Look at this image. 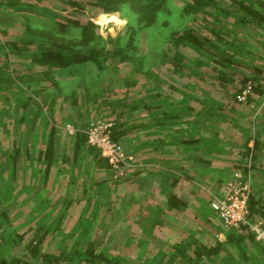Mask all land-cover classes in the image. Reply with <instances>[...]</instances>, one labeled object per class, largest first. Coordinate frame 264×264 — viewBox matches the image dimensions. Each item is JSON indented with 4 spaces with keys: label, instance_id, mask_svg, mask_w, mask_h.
I'll use <instances>...</instances> for the list:
<instances>
[{
    "label": "trees",
    "instance_id": "obj_1",
    "mask_svg": "<svg viewBox=\"0 0 264 264\" xmlns=\"http://www.w3.org/2000/svg\"><path fill=\"white\" fill-rule=\"evenodd\" d=\"M26 5L30 9L38 7L35 2L0 0V103L6 97L14 99L16 105H11L12 101L10 105L12 111L20 112L16 117L18 124L24 120L30 105H34L31 123L40 115L43 133L48 129L45 136L42 135L44 145L38 149L36 157H31L24 149L30 175L39 174L44 181L51 169L55 168V172H70L72 178L67 184L69 192L64 191L63 198L54 200L48 195H37L39 198L36 205L28 211L36 209L37 212H32L30 218H38L37 222H44L43 229L51 232L55 228L61 230L59 223L65 217L67 208L81 205L79 228L87 233L79 246L76 245L71 250L42 251L40 238L35 235V239H25L26 231H18L13 227L9 212L0 208V264H134L126 256L114 253L108 245L88 234L91 224H95L96 215L105 211L108 204L98 198L97 192H93L94 184H104L105 181L88 186L85 177L78 196L70 189L73 181L78 179L77 169L83 167L79 163L82 153L91 168L106 170L115 182L127 181L141 170L150 169L149 162L154 160L155 163L158 159L148 156L140 158L141 165H137L136 171L131 175L128 169L134 163L138 164L137 155L146 154L150 150L159 152L167 148L165 145L180 144L186 152L185 156L190 157L192 162H206L204 152L221 145L218 138L220 128L212 125L216 121L217 124L230 123L241 128L243 139L237 151L239 161L236 166H241L244 173L254 175L261 171L264 174V168L257 166L258 160L264 157V110L258 117L248 115L246 124L238 123L245 116L243 108L254 103L257 106L264 98V0H229L227 3L221 0H186L183 11L193 14L192 22L189 26L170 33L169 44L160 56V62L170 66L167 70L169 80L157 78L156 84L142 90L135 99L128 91L113 98L108 93L104 94L106 90L90 92L85 87L84 101L89 103L93 98H98V103L91 104L90 107L99 114L102 112V119L76 125L61 145V129L49 121L51 112L47 113L61 93L57 77L74 73L79 65L86 63L93 64L97 71H103L110 61L135 60L136 33L133 28L128 27L130 32L124 44H121L119 34L104 38L99 33L98 25L85 14V9L93 8L97 13H110L126 5L134 13L137 25L144 28L152 26L158 14L167 10L166 0H59L56 9L41 8L43 13L40 16L25 13ZM250 36L258 38V45L249 42ZM182 49L188 50L189 55L183 54ZM26 58L29 59V67H19L21 59ZM141 61L142 57L134 64L138 67ZM33 66H38L41 71H35ZM175 76L195 78L177 84ZM43 82H50V87L56 91L38 100L39 93L49 88L37 87L38 83ZM160 83L172 92L178 91L181 98L173 97ZM248 83L250 92L244 101H239L236 96ZM125 84L129 85L130 82L126 79ZM197 91H204V96L196 94ZM213 94L222 99H214L211 97ZM193 100L200 104L199 107L193 108L190 105ZM217 100L223 105L217 104L215 108L210 106ZM140 113L144 120L135 121L133 114ZM96 120L110 122V138L124 145L125 152L133 157V165L124 168V177L120 179L113 177L105 158L87 141L86 130ZM168 123L178 127L172 130L173 134L167 133L171 137L166 141L163 131ZM17 126L12 132L8 130L2 133L4 137L10 136L11 140L10 148L6 146L1 149L0 178L6 176L9 181L0 187V202L17 200L18 195L29 187L18 178L20 169L25 164L21 160V132ZM183 129L188 132L183 134ZM194 129L198 130L197 133H191ZM202 129L207 134L199 133ZM139 132L143 134H139L141 140L137 146L140 152H136L132 142ZM165 165L148 171L149 175L161 176L159 190L165 197L167 208L182 211L188 206V200L174 188L182 177H192L187 175L182 165ZM199 166L201 171L205 169L204 166ZM166 181L169 183L166 184ZM210 203L204 207V211L214 215ZM263 203L258 189L253 188L248 197V220L261 218L264 223ZM19 205H24V202L20 200ZM46 218L47 221L44 220ZM190 233L194 235L193 232ZM197 242L195 238L189 237L180 243H173L168 249L158 251V256H154L150 264H180L175 263L176 258L189 264H264V246L256 240L255 233L247 225L225 232L224 239H215L213 245ZM247 246L254 253L246 255ZM229 247H237L240 255L235 257ZM249 259L254 262H249Z\"/></svg>",
    "mask_w": 264,
    "mask_h": 264
},
{
    "label": "rangeland",
    "instance_id": "obj_2",
    "mask_svg": "<svg viewBox=\"0 0 264 264\" xmlns=\"http://www.w3.org/2000/svg\"><path fill=\"white\" fill-rule=\"evenodd\" d=\"M25 2L37 3L38 7L30 9L29 5L25 6V13L30 15L40 16L43 13L41 8L56 9V4H59V0H24ZM186 0H166L167 10L160 12L157 16L156 22L150 27L141 28L135 22L134 13L126 6L123 5L117 11L110 13H97L93 8H86L85 14L89 16L92 21L98 25L99 33L104 37H114L120 35L121 44H124L128 38L130 32L128 27H132L135 35L134 52L135 60L127 62L110 61L106 64V68L103 71H97L93 64L86 63L79 65L74 73L58 76L59 84L61 86V93L57 100L53 104L51 110H47V113L51 112L49 121L56 124L61 129L60 145L63 143L65 137H68L74 130L76 125L81 122L91 121L94 119H102L101 113L90 107L91 104H97L98 98H93L89 103L84 101V88L88 87L90 92L96 90H106L104 94L108 93L109 97H119L126 91L135 99L139 93L145 88L151 87L157 83V78L169 80L167 70L169 69L168 63L160 62L161 53L165 50L169 44V36L172 31H179L186 26H189L192 22L193 14H186L183 11V6ZM222 2H229V0H221ZM249 42H253L258 45V38L254 36L249 37ZM183 54L189 55L188 50L182 49ZM171 54L173 53L171 49ZM142 57V61L137 67L134 62ZM19 67L28 68L30 65L29 59H21ZM20 62V61H19ZM35 71L40 72L38 66L32 67ZM189 77L187 79H193ZM130 82L129 85L125 84V80ZM186 78L175 76L177 84H181ZM160 85L170 92L173 97L181 98V94L178 91L169 90L163 83ZM48 86L43 92L37 96L38 100L42 99L47 94L56 91L55 88L50 87V82L38 83L37 87ZM204 91H197L196 94L204 96ZM210 93V92H209ZM214 99V94L211 95ZM220 100L222 98H219ZM0 103V156L1 149L4 147L10 148L11 137H4L3 132L9 130V132L18 125L19 134V146L21 148L22 158L21 160L25 164L23 169H20L19 176L22 184H28V188L18 195L17 200L0 202L1 209L9 212V216L12 217V225L18 231H26L27 240L35 239L36 236L40 238V247L42 251H59V250H71L76 245L84 240L86 230L79 228L78 215L80 211L79 206L71 205L70 209L67 208L65 217L59 223L61 230L56 228L49 232L43 229L44 222H37L31 219V215L36 213V209L32 212L28 210L36 205V201L39 198L37 195L49 198H63L64 194L69 192L67 190V184L72 179L70 172L59 171L55 172V168L51 169L48 177L43 181L39 177V174L30 175V168L27 165L28 158H25L24 149L28 151L31 157H36V153L40 147L44 145L42 142V135L48 129H41V116H37L32 122V116L34 114V105H30L28 111L26 110L25 118L19 124L16 117L20 112L12 111L11 105H16L14 99H1ZM13 104L10 105V102ZM11 102V103H12ZM215 104H209L210 106H217L222 102L217 100ZM193 108L199 107L200 104L196 100L190 102ZM223 105V103L221 104ZM253 104L252 107L248 106L243 108L244 118L240 124H246V118L248 115L258 117L264 108V98L260 104ZM263 105V106H262ZM140 115H134L135 121L144 120ZM239 124V125H240ZM216 128H220L218 138L221 140V145L211 149V151L204 152V159L206 162H199L197 165L204 166L203 174L197 173V165L190 167L193 162H185L180 158L184 157L186 152L182 149L180 144L165 145L167 148L159 152L147 151L146 154L137 155V160L142 157L148 156L151 159L154 158L157 162H149L150 169H144L137 175H132L137 169V165H141L142 161L137 163L131 162L130 173L131 178L127 181L115 182L110 177L109 172L102 169H93L91 165L86 161L85 155L81 154L82 158L79 160L81 169H77L78 179L76 178L70 186V189L74 191L75 195L81 194L83 187L82 182L86 177L87 185L91 186L95 182L105 181L104 184H94L93 192L98 193V198L106 201L108 204L105 211H101L99 215L95 217V224H91L89 227V236L96 238L102 244L108 245L109 249L114 253H119L126 256L134 264H150L154 256L158 251H164L170 247L173 243H180L185 239L191 237L195 238L197 243L214 244L215 239L223 240L225 232H230L231 229L224 228L218 218L210 213H206L205 206L210 203L211 194L217 193L220 188L221 179L226 172L234 170H242L238 165V148L242 142L243 135L240 131V127L232 125L230 123L217 124L216 121L212 123ZM218 125V126H217ZM178 127L175 124L168 123L167 127H164L163 138L168 141L173 134L172 130ZM182 127V126H181ZM188 130L183 129V134ZM197 129L191 131V133H197ZM207 132L200 130L199 133ZM139 134L134 138L132 146H135L136 152H140ZM11 135V134H10ZM17 135H15L16 137ZM122 147L125 148L124 145ZM8 148V149H9ZM144 151V150H143ZM134 152V154L136 153ZM71 153V151H68ZM138 154V153H137ZM191 154V153H190ZM80 156V157H81ZM237 156V158L235 157ZM1 158V157H0ZM166 160V161H165ZM261 165L264 167V157L259 159ZM183 162V164H182ZM165 163H180L186 170L187 175L191 178H181L175 186V191L185 197L188 200V206L182 211H176L168 209L165 202V197L159 190L161 187V176L149 175L150 170L157 169ZM137 166V167H136ZM22 167V166H21ZM43 166H41L42 169ZM85 167V169H84ZM127 170V171H128ZM107 173H106V172ZM124 176H120L118 179ZM201 178V180L196 179ZM8 178H0V187H3ZM169 181H166V184ZM69 187V186H68ZM114 189V191H110ZM65 191V193H64ZM48 193V194H47ZM4 197V196H3ZM28 198V199H26ZM25 199V201H24ZM54 199V200H55ZM22 200L24 205H19V201ZM264 200V195H263ZM204 201V202H203ZM52 202V200H51ZM57 204V203H56ZM57 209V207H56ZM48 217V216H47ZM31 219V220H30ZM261 219V218H260ZM37 220V221H36ZM47 221V218L44 219ZM46 223V222H45ZM56 227V223H55ZM1 230V229H0ZM191 232L194 233L192 235ZM215 233V234H214ZM36 235V236H35ZM257 240V239H256ZM231 253L238 257L240 255L237 247H229ZM252 248L246 247V255L254 253ZM254 249V248H253ZM1 250V248H0ZM189 252V251H188ZM158 256V255H157ZM264 260V256H262ZM253 261L249 259V262ZM189 264L185 261H179L175 259V263ZM254 262V261H253ZM58 264H75L74 262L66 263L60 262ZM86 264V263H81ZM254 264H259L254 262Z\"/></svg>",
    "mask_w": 264,
    "mask_h": 264
},
{
    "label": "built area",
    "instance_id": "obj_3",
    "mask_svg": "<svg viewBox=\"0 0 264 264\" xmlns=\"http://www.w3.org/2000/svg\"><path fill=\"white\" fill-rule=\"evenodd\" d=\"M250 92V84L237 94L239 101H244ZM111 123L96 120L90 123L86 130L87 141L98 149L101 157L110 166L113 177L124 175V168L130 166L133 157L127 154L121 144L110 138ZM251 188V175L240 170H234L223 181L217 193L212 194L211 208L226 229L247 225L255 238L264 246V223L262 219L250 221L248 215V197Z\"/></svg>",
    "mask_w": 264,
    "mask_h": 264
},
{
    "label": "crops",
    "instance_id": "obj_4",
    "mask_svg": "<svg viewBox=\"0 0 264 264\" xmlns=\"http://www.w3.org/2000/svg\"><path fill=\"white\" fill-rule=\"evenodd\" d=\"M253 105H251L250 107H252ZM263 106V105H262ZM263 110H264V108H262ZM252 145V141H250L249 142V146H251ZM236 158H237V156H235ZM180 158H182V160L183 161H185L186 163L187 162H192V160L190 159V157H186V156H184V157H180ZM175 164V163H174ZM182 164H183V162H182ZM182 164H178V163H176V165H182ZM198 164V162L197 161H193V164L191 163V165H190V167H193V166H196ZM164 166H166L165 164H163ZM257 166H258V168H260V169H263L264 167L261 165V163H260V161H258V163H257ZM197 170H198V172L197 173H199L200 175H201V173L203 172V170L201 171V169H200V166L199 165H197ZM233 171V170H232ZM232 171H229V172H226V174L223 176V179H222V183H223V181L231 174V172ZM251 175V188H250V191L253 189V188H255V189H258V193H259V195H261L262 196V198H263V195H264V174L263 173H261V171L260 172H257V174H250ZM183 178V177H182ZM185 178V177H184ZM220 187H221V184H220ZM220 189V188H219ZM264 204V203H263Z\"/></svg>",
    "mask_w": 264,
    "mask_h": 264
}]
</instances>
